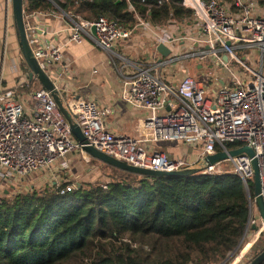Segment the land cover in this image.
Instances as JSON below:
<instances>
[{
    "label": "built area",
    "instance_id": "2783aa9c",
    "mask_svg": "<svg viewBox=\"0 0 264 264\" xmlns=\"http://www.w3.org/2000/svg\"><path fill=\"white\" fill-rule=\"evenodd\" d=\"M257 1L260 0H233L238 12L231 15L218 0H181L184 7L192 10L199 27V32L188 40L197 49L179 58L161 61L158 66L187 58L201 64L211 62L227 71L230 85L219 86L211 99L205 97L207 87L189 75L178 83L169 84L151 67H140L132 74L122 73L121 67L118 69L121 100L134 108L147 110L149 116L140 121L134 136L112 134L103 123L106 112L94 101L73 98L65 108L78 124L87 145L138 168L174 171L198 164L200 174L231 173L240 177L246 189L254 177L252 159L246 154L208 167L202 160L220 151L249 147L257 160L264 202V7L262 12H256ZM23 14L28 45L39 67L56 85L48 67L61 62V48L43 41L46 31L31 24L34 13L24 11ZM71 23L69 42L79 44L88 39L107 54L111 64L116 65L119 58L125 61L116 54L115 46L119 40L128 39L131 31L122 30L104 17L93 21L75 18ZM92 27L95 35L90 31ZM137 27L150 26L139 20ZM179 40L166 33L156 36L157 43L165 46L178 45ZM227 42L230 44L226 45ZM244 49H253L260 56V67L248 76L230 69L233 61L246 69L245 59L237 56ZM225 55L227 62L223 61ZM6 97L5 103L0 102V180L13 182L39 170H51L59 161H62L61 166L65 165L63 160L72 153L78 152L88 158L50 92L39 85L29 96L28 108L9 101L14 97L13 92ZM164 108H168L167 112ZM174 141L202 144L200 159L188 163L182 159L171 160L162 152L146 151L148 143ZM228 145L235 146L227 148ZM263 233L264 223L258 226L256 235L259 237Z\"/></svg>",
    "mask_w": 264,
    "mask_h": 264
},
{
    "label": "trees",
    "instance_id": "16d2710c",
    "mask_svg": "<svg viewBox=\"0 0 264 264\" xmlns=\"http://www.w3.org/2000/svg\"><path fill=\"white\" fill-rule=\"evenodd\" d=\"M24 1L25 13L104 17L131 33L139 20L153 28L195 20L181 0ZM218 2L229 14L238 12L233 0ZM23 69L28 73L24 61ZM38 87L27 80L16 90L30 96ZM89 161L109 170V180L64 178L1 193L0 264H226L239 249L254 203L253 181L246 189L231 173L148 178Z\"/></svg>",
    "mask_w": 264,
    "mask_h": 264
},
{
    "label": "crops",
    "instance_id": "0c3cea01",
    "mask_svg": "<svg viewBox=\"0 0 264 264\" xmlns=\"http://www.w3.org/2000/svg\"><path fill=\"white\" fill-rule=\"evenodd\" d=\"M256 3V12H262L263 6L259 5V1ZM31 24L46 31L43 35V41L51 46L61 48V62L50 64L48 70L50 71V76L56 82L63 106L65 107L68 101L73 98L81 97L94 101L101 111L106 112L103 117L105 129L112 134L128 136L136 134L140 121L147 118L149 112L144 109L134 108L121 100L122 83L118 69L122 67L120 70L122 73L132 74L140 67H151L167 83H178L180 80L176 82L174 75L168 72L171 71L169 67L172 63L164 65V67H159L158 64L161 61H165V59H171L169 57L172 51L183 50L186 42L199 32V27L195 20L192 24L186 25L172 22L159 28L137 27L136 31L128 39L117 42L115 52L125 61L119 58L117 59V64L113 65L110 63L107 54L96 47L90 40L83 39L79 44L69 42L71 21L64 13H34L31 16ZM164 33L180 39L178 45L167 44L166 47L171 50L170 55L167 57H162L156 51L158 45L156 36ZM17 45L18 35L12 17L11 2L10 0H0V102L5 103L8 100L6 95L13 92L14 97L9 101L20 103L25 108H28L30 97L23 96L16 90L28 80V73L24 74L20 69V55ZM193 47L192 49H197L195 44H193ZM192 61V69L196 68L199 71L198 73L206 75L207 79L212 76V70L209 71L208 67L204 68V64L199 63L195 59H192ZM209 65L214 66L213 63H209ZM185 69L189 70L187 66L186 68L184 66ZM224 78L225 76H222L217 80V86L226 85L227 82ZM217 86L212 91L211 87L207 88V91L209 89L211 92V97L218 90ZM167 110L168 108H164L165 112ZM145 146L148 153L162 152L171 160L182 159L188 163L199 160L203 151L202 144L190 145L180 141L151 142ZM67 156L64 159L65 161L69 160ZM85 158L87 161L90 160L89 157ZM198 166L197 164L188 168H197ZM8 185H10L12 193L14 192L15 184L1 183L0 181V194L8 193L5 190ZM259 223V211L253 203L250 208V224L245 231L239 249L234 253L237 256L233 257V261L231 260L227 264H245L253 256L250 253L256 245L259 244L258 248L264 245V242L259 241L260 236L256 235V230L252 229V225L258 226ZM256 252L258 253L259 251L257 250ZM234 254L229 256V258Z\"/></svg>",
    "mask_w": 264,
    "mask_h": 264
},
{
    "label": "water",
    "instance_id": "95a60500",
    "mask_svg": "<svg viewBox=\"0 0 264 264\" xmlns=\"http://www.w3.org/2000/svg\"><path fill=\"white\" fill-rule=\"evenodd\" d=\"M11 2V12L12 17L15 22L17 35H18V48L22 59L24 60L27 68L28 80H36L39 85L50 92L51 97L53 98L56 106L59 111L64 116L66 122L68 123L72 135L78 144L81 145L83 152L91 159L96 160L97 162L109 165L111 167L117 168L122 171H126L138 176L148 177V178H158V177H187L194 176L200 173V168H184L180 170L174 171H155L150 169L138 168L131 165H128L122 161H119L113 157L107 156L106 154L94 149L91 146L87 145L85 137L82 135L81 130L78 124L75 122L74 118L68 113L66 108L63 106L62 100L59 95V90L54 84V82L50 79V77L39 67L37 60L35 59L26 39L25 27H24V0H10ZM91 33L95 35V28H91ZM230 42H227L226 45H229ZM156 51L162 56L167 57L170 55L171 50L167 48L163 44H158L156 47ZM223 61L227 62L228 57L223 56ZM246 154L248 157L252 159V169L254 173L253 183H254V198L253 202L256 205L259 211L260 223L259 225L264 223V202L261 196L260 190V178H259V169L257 160L254 159V153L249 147H243L235 150H228L217 152L213 155L205 156L202 160V164L204 166H213L219 162L225 161L228 158L235 157L240 154ZM249 203H251V199L249 198ZM250 219H248L246 230L249 226ZM258 225V226H259ZM258 226L252 225L253 230H257ZM264 261V248L260 252L256 254L254 258L246 262L245 264H261Z\"/></svg>",
    "mask_w": 264,
    "mask_h": 264
},
{
    "label": "rangeland",
    "instance_id": "374dc122",
    "mask_svg": "<svg viewBox=\"0 0 264 264\" xmlns=\"http://www.w3.org/2000/svg\"><path fill=\"white\" fill-rule=\"evenodd\" d=\"M25 7V5H24ZM63 13V12H59ZM65 14V13H64ZM66 15V14H65ZM71 21V19H75V17L67 15ZM78 19L82 20L80 17H77ZM84 21V20H82ZM72 25V23H71ZM148 26V25H147ZM150 28V27H149ZM186 46L181 51H172L171 56L169 58H179L180 56H183L185 53L189 52L190 49L194 48L192 42H186ZM18 46V45H17ZM19 50V48H18ZM246 52L242 53V55L238 54V58H244L246 62V69H242L239 67L238 63H231L230 69L237 74H241V76H248L249 72L253 71L256 67H260V56L258 55L257 51L253 49H246ZM241 53V52H240ZM19 65L21 72L24 73L23 69V59L19 51ZM166 60V59H165ZM117 60L115 61V64H117ZM187 62V65H186ZM211 62H207L203 65L204 68L208 67L211 71L212 76H209L210 78L207 79L206 75H202L201 73H198L199 71L195 68L192 69L193 61L192 59H178L174 62H172L169 69L172 71H168L169 73L173 74L175 77L176 82H178L180 79H182L184 76L189 75L197 80H200L207 88L211 87V91L217 86V80L225 76L224 80L227 82V71L224 68H216L215 66L209 65ZM264 63V62H263ZM212 64V63H211ZM184 66L189 68V70L185 69ZM264 69V64H263ZM207 71V70H206ZM210 74V75H211ZM223 79V78H222ZM220 85V84H219ZM229 82L226 83V87H228ZM220 87L217 86V89ZM210 96V97H208ZM206 98H213L211 97V92L208 89L206 92ZM70 155V156H69ZM67 157L69 160H64L65 165H60V161L57 162L51 170L46 171H37L31 174H28L19 180H15L13 182H7V184H15V189L13 190V193L17 192H25L29 190L30 188H40L44 187L45 185L52 184V183H62L64 178H67V180H70L72 183H95V182H106L110 178V171L109 170H103L100 169V167L96 164H90V161H87L85 156L81 153H72L69 154ZM73 156V158H71ZM226 167V166H225ZM1 183H5V181L0 180ZM5 190L8 192L12 191L10 189V185L5 187ZM1 195V194H0ZM259 241L264 242V233L260 235ZM258 245L254 248L253 251H251L250 255H253L257 253L256 251L258 249ZM264 246V245H263ZM237 256V254H234L229 259H226L225 262L230 263L231 260ZM234 257V258H233ZM226 263V264H227Z\"/></svg>",
    "mask_w": 264,
    "mask_h": 264
}]
</instances>
